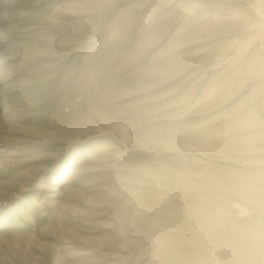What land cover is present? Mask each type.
Segmentation results:
<instances>
[{
  "label": "rangeland",
  "instance_id": "rangeland-1",
  "mask_svg": "<svg viewBox=\"0 0 264 264\" xmlns=\"http://www.w3.org/2000/svg\"><path fill=\"white\" fill-rule=\"evenodd\" d=\"M0 264H264V0H0Z\"/></svg>",
  "mask_w": 264,
  "mask_h": 264
}]
</instances>
